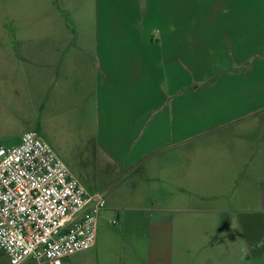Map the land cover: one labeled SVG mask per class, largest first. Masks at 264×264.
<instances>
[{
    "label": "rangeland",
    "instance_id": "obj_1",
    "mask_svg": "<svg viewBox=\"0 0 264 264\" xmlns=\"http://www.w3.org/2000/svg\"><path fill=\"white\" fill-rule=\"evenodd\" d=\"M236 1L242 8L238 20L239 10L217 7ZM132 2L143 7L146 0H0V40L38 45L45 38L54 45L66 37L71 52L78 37L91 40L100 21H122V7ZM162 2L169 10L191 4L198 12L211 5L202 16L208 22L191 27L194 33L204 30L206 41L182 43L190 50L176 59L179 88L172 87L174 105H168L179 136L169 147L143 158L142 170H121L102 144L97 150L64 128L58 115L49 114L41 131L39 116L45 113L37 109L39 134L89 191L105 192L96 244L66 264H142L149 245L160 241L185 250L189 264H205L219 242L226 248L222 264H264V0ZM235 93L241 106L227 105ZM249 107L257 110L247 113ZM190 207L201 210L183 209ZM204 242L216 246L210 250ZM0 264H11L1 248Z\"/></svg>",
    "mask_w": 264,
    "mask_h": 264
},
{
    "label": "crops",
    "instance_id": "obj_2",
    "mask_svg": "<svg viewBox=\"0 0 264 264\" xmlns=\"http://www.w3.org/2000/svg\"><path fill=\"white\" fill-rule=\"evenodd\" d=\"M162 1L146 0L143 7L133 2L126 4L122 7V21H100L91 40L78 37L79 45L71 52L66 37L54 45L45 38L38 45L35 40L24 44L27 39L8 45L4 42L9 37H2L5 40H0V144L20 143L27 130L40 132L34 126L37 109H41L45 113L39 116L37 127L41 131L49 114L58 115L64 128L91 140L97 150L102 144L121 170H142L138 163L143 158L169 147L179 136L177 120H173L168 105H174L169 94L178 84L176 59L181 50H190L182 43L206 41L204 30L194 33L191 27L208 22L202 16L211 5L203 6L201 12L191 4L181 10L176 5L173 11ZM225 4L227 9L240 11L234 20L242 17L238 1L217 7ZM193 15L202 17V22L190 21ZM174 88L177 91L179 86ZM229 101H234L229 106H241V94L235 93ZM255 110L249 107L246 111ZM220 111L222 114V108ZM234 118L237 117L231 119ZM243 162L247 165L249 161ZM164 221L172 222L159 223ZM162 228L155 232L162 233ZM204 243L210 250L216 246ZM217 246V252L206 254L205 264H222L220 258L226 248L221 242ZM148 248V259L142 264H189L185 250L179 252L173 241H160Z\"/></svg>",
    "mask_w": 264,
    "mask_h": 264
},
{
    "label": "built area",
    "instance_id": "obj_3",
    "mask_svg": "<svg viewBox=\"0 0 264 264\" xmlns=\"http://www.w3.org/2000/svg\"><path fill=\"white\" fill-rule=\"evenodd\" d=\"M104 191H89L37 130L0 144V248L11 264H66L96 244Z\"/></svg>",
    "mask_w": 264,
    "mask_h": 264
}]
</instances>
